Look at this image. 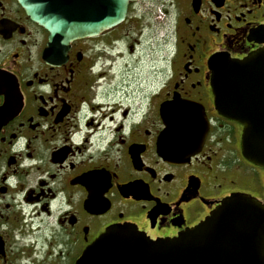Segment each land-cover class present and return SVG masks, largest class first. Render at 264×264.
Here are the masks:
<instances>
[{
    "label": "flooded vegetation",
    "instance_id": "obj_1",
    "mask_svg": "<svg viewBox=\"0 0 264 264\" xmlns=\"http://www.w3.org/2000/svg\"><path fill=\"white\" fill-rule=\"evenodd\" d=\"M143 1L64 50L0 0V264H76L121 228L176 237L235 193L264 204V166L217 110L209 68L264 48V0H153L169 28L160 70L130 68Z\"/></svg>",
    "mask_w": 264,
    "mask_h": 264
},
{
    "label": "water",
    "instance_id": "obj_2",
    "mask_svg": "<svg viewBox=\"0 0 264 264\" xmlns=\"http://www.w3.org/2000/svg\"><path fill=\"white\" fill-rule=\"evenodd\" d=\"M133 1L18 0L30 19L48 31V46L59 44L64 50L74 39L119 24ZM209 68L217 110L243 126V156L264 166V48L241 59L214 55ZM76 264H264V204L235 193L207 221L176 237L151 240L129 228L111 230Z\"/></svg>",
    "mask_w": 264,
    "mask_h": 264
},
{
    "label": "rangeland",
    "instance_id": "obj_3",
    "mask_svg": "<svg viewBox=\"0 0 264 264\" xmlns=\"http://www.w3.org/2000/svg\"><path fill=\"white\" fill-rule=\"evenodd\" d=\"M152 2L153 0H144L142 3L140 2L139 5H135V8L132 9L133 13L131 15V29L127 33V38L129 39L131 35L134 39L141 40L143 43H145V45H141L143 50L140 53V57L136 54L131 57L130 68H150L149 62L153 64V61H155L157 70H160V67L162 66L163 50L161 49V45L166 40V35L168 34L169 28L164 24L166 22L164 17H159L161 16V13L158 11V5L153 8V15L151 17L149 16L150 10L148 8ZM121 28L122 27H118L116 29V34ZM128 39L126 40L128 41ZM152 41L154 43V52L151 50V54H149L147 46ZM110 58L113 57L110 56ZM152 58L154 60H152ZM112 62L113 60H111V63ZM114 64L117 67L119 61L116 60Z\"/></svg>",
    "mask_w": 264,
    "mask_h": 264
}]
</instances>
